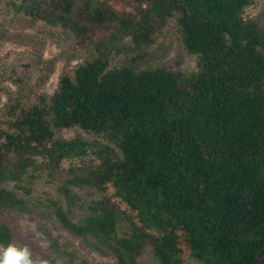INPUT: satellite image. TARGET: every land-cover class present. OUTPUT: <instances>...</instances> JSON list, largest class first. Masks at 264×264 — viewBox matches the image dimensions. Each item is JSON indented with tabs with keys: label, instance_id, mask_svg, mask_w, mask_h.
I'll return each instance as SVG.
<instances>
[{
	"label": "trees",
	"instance_id": "16d2710c",
	"mask_svg": "<svg viewBox=\"0 0 264 264\" xmlns=\"http://www.w3.org/2000/svg\"><path fill=\"white\" fill-rule=\"evenodd\" d=\"M5 2L16 17L73 35L88 59L51 96L7 106L0 181L65 171L105 192L82 224L56 214L72 234L100 236L116 264H135L146 243L157 264H264V21L243 16L252 0ZM173 20L195 72L115 63ZM71 128L93 138L56 136ZM14 202L0 189V210ZM117 212L128 237H113ZM10 241L0 226V245Z\"/></svg>",
	"mask_w": 264,
	"mask_h": 264
},
{
	"label": "rangeland",
	"instance_id": "374dc122",
	"mask_svg": "<svg viewBox=\"0 0 264 264\" xmlns=\"http://www.w3.org/2000/svg\"><path fill=\"white\" fill-rule=\"evenodd\" d=\"M112 5L122 8L118 1ZM243 16L264 21V0H252ZM87 59V54L77 49L73 35L16 17L3 0L0 3V118L15 101L28 106L40 95L51 96L60 77ZM123 62L130 63L135 71L161 68L190 74L197 70V57L183 49L174 20L167 23L148 47L115 61ZM56 136L65 140L76 136L93 138L78 128L58 130ZM73 178L65 171L28 169L17 181H0V189L11 192L16 199L1 208L0 226L10 230V244L27 247L34 258H43L48 264H116L115 254L100 236H76L60 223L56 208L70 222L82 224L96 214L95 203L106 196L103 191L73 183ZM131 232V223L117 212L113 237L125 238ZM4 248L0 245V252ZM134 262L157 264L149 244L143 245ZM185 264L199 263L189 260Z\"/></svg>",
	"mask_w": 264,
	"mask_h": 264
},
{
	"label": "clouds",
	"instance_id": "9594fccd",
	"mask_svg": "<svg viewBox=\"0 0 264 264\" xmlns=\"http://www.w3.org/2000/svg\"><path fill=\"white\" fill-rule=\"evenodd\" d=\"M0 264H48V261L34 258L27 247L9 244L0 252Z\"/></svg>",
	"mask_w": 264,
	"mask_h": 264
}]
</instances>
